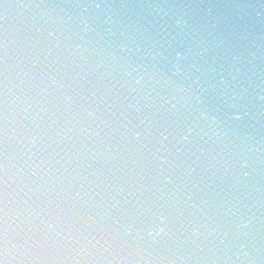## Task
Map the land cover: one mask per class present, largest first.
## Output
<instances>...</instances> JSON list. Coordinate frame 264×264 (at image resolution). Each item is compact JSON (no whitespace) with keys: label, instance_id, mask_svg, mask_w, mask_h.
I'll return each mask as SVG.
<instances>
[{"label":"clouds","instance_id":"obj_1","mask_svg":"<svg viewBox=\"0 0 264 264\" xmlns=\"http://www.w3.org/2000/svg\"><path fill=\"white\" fill-rule=\"evenodd\" d=\"M16 7L0 264H264V0Z\"/></svg>","mask_w":264,"mask_h":264}]
</instances>
